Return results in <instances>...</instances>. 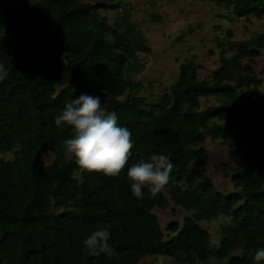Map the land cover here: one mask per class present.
Here are the masks:
<instances>
[{
	"label": "trees",
	"instance_id": "obj_1",
	"mask_svg": "<svg viewBox=\"0 0 264 264\" xmlns=\"http://www.w3.org/2000/svg\"><path fill=\"white\" fill-rule=\"evenodd\" d=\"M85 1L0 0V64L9 72L0 82V154H13L0 157V264H139L152 255L177 264H257L255 252L264 248V79L252 62L262 55L264 33L233 41L232 55L218 40L220 66L209 79L199 77L195 58L184 61L171 91L149 105L134 94L141 83L127 75L138 51H149L146 37L127 10L112 26L101 13L105 3ZM210 1L231 7L236 18L264 16V0ZM81 94L100 96L131 132L132 156L118 176L88 173L66 150L72 129L55 118ZM210 96L219 104L202 110L201 98ZM207 135L240 158L221 166L235 191L219 190L208 176ZM44 152L54 156L51 164ZM153 154L173 162L171 178L161 193L144 188L138 199L127 171ZM171 201L190 214L164 228L154 209ZM218 213L233 223L219 228L220 247L210 250L201 222ZM102 226L118 254L85 255L83 241Z\"/></svg>",
	"mask_w": 264,
	"mask_h": 264
},
{
	"label": "rangeland",
	"instance_id": "obj_2",
	"mask_svg": "<svg viewBox=\"0 0 264 264\" xmlns=\"http://www.w3.org/2000/svg\"><path fill=\"white\" fill-rule=\"evenodd\" d=\"M88 3H105L106 9L101 11L112 26L121 23L123 15L128 11L135 27L147 39L149 51H138V61L132 64L128 78L140 82L141 88L135 95L147 98L149 105L156 103L160 95L170 92L178 79L180 65L195 58L198 74L201 79H209L212 71L220 66V40L233 54L231 43L236 40L251 39L264 33V16L262 18H236L231 7L217 4L210 0H86ZM117 5V6H116ZM232 34L229 35L228 31ZM256 70L264 79V49L262 55L253 60ZM264 99V82L261 86ZM216 97H202L201 109L218 105ZM209 154L210 162L207 168L208 176L215 182L217 188L225 193L235 191L234 183L223 176L221 166L232 162L241 164L239 157L233 155L228 147L219 139L206 136L201 145ZM12 158L13 154H0V157ZM47 164L54 161L50 152L42 153ZM165 193L169 195L166 189ZM164 228L173 222H182L190 212L177 206L173 201L166 209L155 208ZM201 226L212 238L221 239L220 230L212 221H202ZM170 236L167 235V239ZM237 254L241 255L242 252ZM226 260H211L209 264H226ZM139 264H177L167 256H147Z\"/></svg>",
	"mask_w": 264,
	"mask_h": 264
},
{
	"label": "clouds",
	"instance_id": "obj_3",
	"mask_svg": "<svg viewBox=\"0 0 264 264\" xmlns=\"http://www.w3.org/2000/svg\"><path fill=\"white\" fill-rule=\"evenodd\" d=\"M9 76L3 64H0V82ZM106 95L107 91L102 89ZM60 127L67 125L72 129V137L64 140L68 153L74 155L75 163L88 173H103L107 176H118L132 156L134 143L131 132L118 125L116 112L105 110L100 96L81 94L66 102L63 111L55 118ZM174 168L167 155H151L147 160L128 168L127 176L131 183L132 195L143 198V189L148 188L152 196L161 193L170 181ZM212 223L219 229L232 226L230 214L218 213ZM108 226L99 227L83 241L85 255L98 256L118 254L108 243L110 238ZM220 240L210 238V250L219 249ZM259 264L264 260V248L257 249L254 256ZM198 264V262H197Z\"/></svg>",
	"mask_w": 264,
	"mask_h": 264
}]
</instances>
